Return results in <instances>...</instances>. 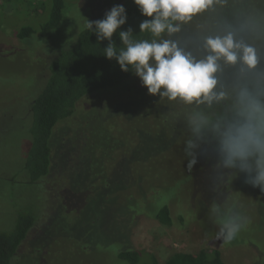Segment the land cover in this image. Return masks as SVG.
Listing matches in <instances>:
<instances>
[{"label": "rangeland", "instance_id": "374dc122", "mask_svg": "<svg viewBox=\"0 0 264 264\" xmlns=\"http://www.w3.org/2000/svg\"><path fill=\"white\" fill-rule=\"evenodd\" d=\"M65 1L67 5L69 4V9L64 12L65 17L61 25L53 31L51 39H46L40 32L42 25L50 18L52 0H0V231L12 230L21 211L36 214L40 213L41 208L43 211L42 221L33 228L21 245L15 264H128L118 257V252L129 245L155 254L159 264H166L178 251L196 253L202 249H219L224 264H264L263 197L259 202L258 196L252 195L256 188L243 183L241 185L240 181L245 182V176L239 180L233 177L229 170L223 181L215 174V177L207 174L180 177L179 175H183L184 166L186 167L185 147L176 148L159 160H149L150 155L147 156V153L142 151L136 158L141 159L138 167L144 171L147 178L145 185L152 187L159 183L161 191H164L160 199L143 208L153 210L163 201L169 203L173 199H180L183 209L181 213L176 211L175 217L186 216V222L179 228L162 224L158 219L135 210L142 204L139 202L142 192L139 193L136 187L131 186V177L125 173V169L127 168L128 173H133L137 170L134 169L137 168V164L131 160L127 164L125 159L120 157L122 151L118 153L116 163L112 166L111 163L106 165L102 160L105 157L102 149L95 150L99 161L92 166L84 156L76 160L73 143L76 142L73 137L74 124L78 118L76 116L82 115L81 118L84 120H81L80 124L87 123L84 131L89 130L90 137H94L95 134V138L98 139L97 132L101 130H95L96 128L104 130L106 127L111 133L112 130H117L120 136L130 138L129 143L126 140L124 142L130 148L132 143L136 144L134 137L137 141L139 136L137 127H142L145 123L141 130L145 132L150 130V124L139 122L141 118L136 119L135 114L130 115L132 110L129 108L121 110L118 114L104 112L110 101L127 94L125 86L118 89L123 94L108 91L113 93H108L105 97L106 93L102 91L106 90L96 93L101 95L102 99H107L103 101L104 103L100 102L99 95L82 100L77 115L65 120L56 128L52 142L53 153L58 162L61 157L59 153H63L61 159L67 160L68 164L65 167L62 163L58 165L56 162L55 166L53 165L54 173L48 177L46 184L52 188L56 183L62 184L66 189L64 195L67 202L62 204L61 201L62 205H52L46 201L43 206L45 195L40 190V185L29 182L22 165L31 139L27 125H23L24 115L28 114L30 102L36 92L40 91L48 70V62L54 58L57 51L78 36L84 29L86 19L94 21L106 9L125 2V0ZM241 2L245 0H218L210 9L215 15L213 20L216 21L218 17L215 24H235L238 7H229L227 4L237 3L240 6ZM253 2L257 3L255 6H259V11H262L261 15L264 16V0ZM255 6L245 7L246 12L254 10ZM261 17L258 19L259 22ZM25 27H32L34 33L31 38L22 40L17 33ZM215 27L214 25L213 30ZM131 97L134 99V106L139 104V100L145 99L136 95ZM96 101L99 108L101 107V113L93 119L92 113L97 114L98 109L91 113L87 112V109H91ZM149 101L151 105H158L165 112H168L167 105L172 109L181 105L169 102L166 98L161 99L159 95H152ZM130 118L134 120L133 127L123 126L126 122L129 124ZM104 132V148L113 154L110 151L113 149V143L107 138L108 133L105 130ZM70 137L69 143L62 144L64 139L70 140ZM91 145L89 143V148L93 149ZM144 145V148L151 147V138L147 143L144 142ZM134 147H138L134 148L136 152L141 145ZM161 148L164 149L165 146L161 144ZM153 149L152 146L150 150ZM196 159L202 157L196 155ZM132 163H135L134 167ZM104 166L108 167L107 172L100 174ZM65 169H68V172ZM93 170L96 171L95 175L100 174L101 179L107 177L110 183H113L114 190L109 192L102 190L103 185L98 182L95 183L96 189L95 186L94 190L87 189L89 187L87 180L91 179L88 173ZM65 173L67 178L63 183ZM59 176H62L60 184L56 179ZM120 183H126L129 188L124 189ZM105 192L108 197L104 195ZM198 195L205 198L202 200ZM195 197L199 198L201 204L205 203L203 208L198 206L199 201L195 203ZM233 198H238L239 204L242 205L240 210L249 217V224L235 240L225 243L223 237L218 234V225L210 218L209 209L214 201L230 205ZM129 213L131 214L128 215ZM49 218L52 220L48 221ZM194 218L200 223L193 221Z\"/></svg>", "mask_w": 264, "mask_h": 264}, {"label": "trees", "instance_id": "16d2710c", "mask_svg": "<svg viewBox=\"0 0 264 264\" xmlns=\"http://www.w3.org/2000/svg\"><path fill=\"white\" fill-rule=\"evenodd\" d=\"M247 1L248 0L241 2L240 6H238L237 3L236 5L227 4L229 7H238L237 11L239 10L235 24L231 25L240 27L249 19L259 22L258 19L262 16V11H259V6H255L257 3L253 2L254 0H251V2ZM118 5H124L127 12V22L125 25L121 26V30H127L131 27L134 34L137 35V38L150 39L151 37L148 34H140L139 28V25L143 20L150 18L141 14L138 6L133 0H125V2ZM251 6H255L254 10L251 9V11L249 10L247 13L245 7ZM111 8L103 11L101 13L102 15L100 14L101 16L96 20L103 19L105 13ZM68 9L69 4L67 5L65 0H52L50 18L41 27L40 34L43 38L51 39L53 31L61 25L65 17L64 12L68 11ZM214 17L215 15L210 9L206 10L205 12L194 16L190 22L183 25L181 33L176 34V36L188 37L196 36L197 33L208 34L214 31V25H217L215 23L218 21V17L216 21L213 20ZM260 23L261 25H264V16L261 17ZM33 33L34 30L32 27H25L21 28L17 35L20 39L24 40L31 38ZM176 36L171 38L175 39ZM113 40L118 47L121 46L118 32L114 33ZM249 42L255 44L260 50L262 57L261 64L264 66V38H250ZM107 45V40L99 42L97 41L95 33H90L83 29L76 38H73L70 44L61 47L56 55H54V58L48 62V70L41 83V89L36 92L33 100L30 102L28 114L26 115L24 113L23 125H27L29 131L28 134L31 138L28 142L27 150L25 151L24 160L22 162V165H24V172L28 175L29 182L40 185V190L45 195L43 206H45L46 201L50 202L52 205H62L64 202L66 203L67 198H65L64 195L66 189L65 187H62V184L58 185V183H56L53 188L48 187L46 184L48 177L54 173L53 165L55 166V163L58 162L53 153L54 147L52 143L56 128L65 120L77 115L78 109L81 108L80 103L82 100L99 95L96 93H101L102 90H106L102 91L106 93L105 97L108 96V93H113L108 91H115L114 93L123 94V92L118 89L121 86H125L128 90L126 92L127 94L122 97L120 96L119 99L110 101V104L105 106L104 112L118 114L121 110L129 108L132 110L130 115L135 114L136 119L141 118L139 122H147L150 124V130L148 132L141 130V128L146 125L145 123H143L142 127H137L139 136L137 141L134 137L133 140L136 144L132 143L130 148L124 144L125 140L129 143L130 138H127L125 135L120 136L117 130H112L111 133L106 127H104V130L108 133L107 138L113 143V149L110 150L113 154H111L106 148H104V130L102 128H96L95 130H101L102 134L98 131V139L95 138V134L94 137H90V131H84L87 123L82 122L80 124V121L84 120L81 118L82 115L76 116L78 118L74 124L75 131H73V137L76 141L73 142L75 144V158L78 161L79 158H83L84 156V158L88 160V163L90 162L89 165L92 166V164L99 161L95 150L98 149L100 151V149H102L103 154H105V157H103L102 160L105 161L106 165H110L111 163L112 166L116 163L118 153L122 151V156L120 157L125 159L127 164L130 160L132 162L135 161L137 164V168L134 169H137L138 171L134 170L133 173H128L127 168L125 169V173L131 177V186L136 187L137 190L140 191L139 193L142 192L139 201L142 204H140L141 206L139 205L135 210H140L141 213L158 219L162 224L178 226L181 228V225H184L186 222V216L183 217L180 215L179 217H175V212L177 211V213H181L183 209V203L180 199H173L169 203L163 201L153 210L144 209L147 208V205H150L152 201L160 199L164 191H161L159 183H155L152 187H147L145 185L147 178L144 171L138 167L141 159L140 157H136L144 151L147 153V156L150 155L148 158L149 160H159L168 156L176 148L185 147L183 140L188 133L183 115L185 111L184 106L179 105L177 108L172 109L167 105L168 112H165L158 105H151L149 100L152 95L148 94L147 88L141 85L140 78L134 75L132 71L125 72L121 70V67L115 58L108 59L102 53V49ZM131 95L142 96L145 97V99H143L142 102L138 98L137 100H139V104H135L134 106V99ZM99 96V99L101 100L100 102L107 100L105 98L102 99L101 95ZM100 108L96 101L92 104L91 109H87V112L91 113L94 112L95 109H98L97 111L99 112L97 114L95 112L92 113L94 115L93 119H95L98 114L101 113ZM178 109L179 111H177ZM123 118L125 120L127 119L126 117ZM125 120H123V122H125ZM110 123H108L107 126H109ZM128 123L129 124H127V122L124 123L123 126L132 128L134 120L130 118L128 119ZM123 136L125 137L123 138ZM120 138L123 140H120ZM150 138L152 140V146L154 147L153 150H150L152 146L144 148V142L147 143ZM70 141L71 137L70 140L64 139L62 144L65 142L69 143ZM89 143L92 144L91 146L94 147L93 149L89 148ZM161 144L165 146L164 149L161 148ZM135 145H141V148L139 147V150L136 152L135 150L138 149V147H134ZM205 146H207V149H205ZM83 147H85V149ZM84 150H87L88 152ZM56 153H59V151H56ZM59 155L62 157L63 153H59ZM197 155L202 157V159H196V163L191 166H189L190 158L184 155V163L186 167L184 166L183 175H179L180 177L188 178L191 177V175L194 176L197 174H207L211 176H214V174L219 175L221 170L216 168L217 157L208 145L202 146V150H198ZM61 157H59L60 160L57 164L61 165L62 163L66 167L68 161L65 159L63 160V158L61 159ZM135 163H132L133 167ZM107 169L108 167L106 166L101 170L102 173L100 174H103L104 172L106 173ZM65 171L68 172V169H65ZM223 171L226 173L229 172V170ZM230 171L232 172L233 177H237L239 180L245 176L244 173H238L234 170ZM94 172L96 171L93 170L88 173L89 176L91 175V179L89 178L90 180H87V185H89L87 189H96L95 183L98 182L103 185L101 188L102 190L105 189L107 192L114 190L113 183H110L107 177L101 179L99 176L100 174L95 175ZM66 174L67 173L64 175L65 178L63 183L66 181ZM56 179L60 184L62 176H59ZM240 183L241 185L243 183V185L249 186V184H245V182L240 181ZM93 186L95 187L93 188ZM120 186L124 187V189H126V187L129 188V185L126 183H120ZM107 192L104 194L106 197H108V194H106ZM252 195L258 196L259 202L261 201V197L264 198V192L259 188H256ZM198 197L202 200L205 198L201 195H198ZM198 197H195V203L199 201L198 206L203 208L205 203L201 204ZM263 198L262 201L264 202ZM131 206L133 205L131 204ZM126 209H128V207ZM130 214L131 213L128 215ZM42 216V208L40 213L37 214L35 212L21 211V214H18L16 218V225L12 230L0 231V264H15L21 245L26 241L33 228L42 221ZM50 219L52 220V218H49L48 221H51ZM193 221L198 224L200 223L196 218H194ZM47 229L48 226H46V230ZM46 230H44V233ZM118 257L126 261L128 264H159V260L155 254L133 248L132 245L119 249ZM166 264H224V261L219 249H202L196 253L178 251L167 260Z\"/></svg>", "mask_w": 264, "mask_h": 264}, {"label": "clouds", "instance_id": "9594fccd", "mask_svg": "<svg viewBox=\"0 0 264 264\" xmlns=\"http://www.w3.org/2000/svg\"><path fill=\"white\" fill-rule=\"evenodd\" d=\"M133 2L150 18L139 25L140 34L150 39L137 38L131 27L121 30L127 22L124 5H114L103 19H86L84 29L95 33L97 41H108L102 53L138 76L148 94L184 106L189 166L196 163L197 151L208 145L217 157L221 181L228 174L223 170H234L264 192V66L260 50L249 42L264 38V25L249 19L240 27L217 24L208 34L181 37L176 34L182 26L218 0ZM117 32L119 47L113 40ZM241 208L238 198L230 205L214 201L210 206V218L225 243L249 224Z\"/></svg>", "mask_w": 264, "mask_h": 264}]
</instances>
